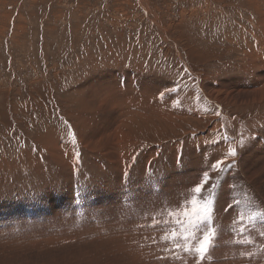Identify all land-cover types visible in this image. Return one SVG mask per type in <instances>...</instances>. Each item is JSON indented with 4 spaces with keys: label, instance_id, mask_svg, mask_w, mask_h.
<instances>
[{
    "label": "rangeland",
    "instance_id": "374dc122",
    "mask_svg": "<svg viewBox=\"0 0 264 264\" xmlns=\"http://www.w3.org/2000/svg\"><path fill=\"white\" fill-rule=\"evenodd\" d=\"M253 50L264 0H0V264H264ZM223 80L250 93L219 106Z\"/></svg>",
    "mask_w": 264,
    "mask_h": 264
},
{
    "label": "bare ground",
    "instance_id": "6f19581e",
    "mask_svg": "<svg viewBox=\"0 0 264 264\" xmlns=\"http://www.w3.org/2000/svg\"><path fill=\"white\" fill-rule=\"evenodd\" d=\"M254 51V50H253ZM255 58H257V61H255L256 59ZM258 59H264V51H258V50H256V51H254V52H250L249 54H248V63H246V64H244V69L246 70V71H248V75L250 76L251 74H252V71L253 70H255V68L256 67H258L259 66V61H258ZM260 63H262V61H260ZM253 64V65H252ZM252 65V66H251ZM259 68H261V72H259L258 74H256V75H254V73H253V78H251V80H250V82H248V89L252 92V93H250L249 91H248V89H247V85H243L240 81H238V80H223V82H220V83H218L216 86H213V87H208L207 86V90H208V93L210 94V96L211 97H215L217 94H218V90H222L223 89V91H225L224 92V94L223 95H221L219 98H218V100H217V104L219 105V106H223V105H225V104H227V103H238L239 101H241L242 100V98H239L242 94H246V93H250V94H252L253 95V97H258V100H260L261 99V97H262V93H260V91H264V65L262 64V66L261 67H259ZM252 69V70H251ZM254 72H256V71H254ZM140 73L142 74V72L140 71ZM248 76V77H249ZM162 78V77H161ZM130 79L131 80H133L134 79V77L132 76V75H130ZM155 81H157V82H160V81H163V78L162 79H158V78H155L154 79ZM165 80V79H164ZM128 84H130V86L132 87V90H133V95H134V98H135V100H143V99H146V98H148L149 97V94L147 93V91H146V86H144V85H142V86H140V87H137L136 86V84L135 83H133V82H131V81H129V82H127ZM206 86V85H205ZM220 93V92H219ZM221 93H222V91H221ZM251 95V96H252ZM216 96V97H217ZM250 96V97H251ZM183 98V94H178V95H176L172 100H171V102H174V103H176V105L178 106V101H180V100H182V98ZM215 97V98H216ZM249 97V95H248V99L250 98ZM109 108H111V106L109 107ZM109 108H107V109H109ZM149 109H151V106H149L148 107ZM200 108V107H199ZM221 108V107H220ZM177 114H181L182 113V111H183V113L186 115L187 113L184 111V110H182L181 108H179V109H177ZM187 112H189V111H187ZM192 114V113H191ZM198 114V113H197ZM183 115V114H182ZM184 115V116H185ZM188 115V114H187ZM198 116V115H197ZM172 117L173 116H168L167 118H165V119H168V118H170V119H172ZM178 117V116H177ZM180 117V116H179ZM175 118V117H174ZM188 118V117H187ZM174 121V120H173ZM161 122V121H160ZM165 124V123H164ZM221 124V123H220ZM235 125V124H234ZM262 125V124H261ZM214 126V125H213ZM219 127H220V125H218ZM257 126V125H256ZM215 127H217V125H215ZM258 128V127H257ZM209 131V130H208ZM248 131V130H247ZM122 132H123V134H125V135H127V133H125V129L123 128L122 129ZM254 132V131H253ZM244 134V133H243ZM253 134V133H252ZM241 135H242V133H241ZM247 135H248V132H247ZM254 135V134H253ZM240 136V135H239ZM245 136V135H244ZM246 137V136H245ZM250 137V136H249ZM192 138V137H191ZM242 138V137H241ZM247 138V137H246ZM197 139H200V138H197ZM204 139V138H203ZM203 139H201V140H203ZM190 140V139H189ZM194 140V139H193ZM229 140V139H228ZM237 140V139H236ZM218 141H220V140H218ZM244 141V140H243ZM184 142V141H183ZM196 142V141H195ZM223 142V141H222ZM248 142V141H247ZM246 142V143H247ZM192 143V142H191ZM218 143V142H217ZM227 143V142H226ZM231 143V142H230ZM219 145V144H218ZM222 145V144H221ZM228 145V144H227ZM230 145V144H229ZM232 145H233V143H232ZM243 145V144H242ZM245 146H246V144H245ZM245 146H243V148H245ZM179 147H181V146H179ZM184 147V146H183ZM227 147V146H226ZM233 147V146H232ZM236 147V146H235ZM175 149V148H174ZM176 149H178V148H176ZM184 149H185V147H184ZM239 149H240V147H239ZM235 151H237V150H235ZM180 152V151H179ZM241 152H242V150H241ZM176 153H177V151H176ZM111 155V154H110ZM172 155V154H171ZM238 155V154H237ZM87 156H89V155H87ZM102 156V155H101ZM108 156H109V154H108ZM176 156V155H175ZM103 157H105V156H103ZM102 157V158H103ZM111 157H112V155H111ZM240 159V158H239ZM107 162L109 163L110 162V159L109 160H107ZM139 162V161H138ZM137 163V162H136ZM138 164V163H137ZM63 165V164H62ZM95 166H96V164H95ZM180 166V165H179ZM61 167V166H60ZM5 170V169H4ZM14 172V171H13ZM9 173V172H8ZM17 174V173H16ZM254 177V176H253ZM46 178V177H45ZM150 188V187H149ZM128 189V188H127ZM258 204V203H257ZM259 206V205H258ZM263 206V205H262ZM262 208V207H261ZM264 208V207H263ZM262 208V209H263ZM260 209V208H259ZM179 212H181V211H179ZM258 229V228H257ZM262 230V229H261ZM260 235V234H259ZM230 237V236H229ZM235 245V244H234ZM241 245V244H240ZM242 247V246H241ZM244 248V247H243Z\"/></svg>",
    "mask_w": 264,
    "mask_h": 264
},
{
    "label": "snow or ice",
    "instance_id": "6c2138e0",
    "mask_svg": "<svg viewBox=\"0 0 264 264\" xmlns=\"http://www.w3.org/2000/svg\"><path fill=\"white\" fill-rule=\"evenodd\" d=\"M75 142V141H73ZM228 156L235 158L236 157V151L235 149L229 151ZM135 156H133V160H135ZM225 164L224 160H217L215 163L211 164V169L215 172L222 171V165ZM211 178L210 173L208 171L203 172V176L200 179L199 183L196 184L195 188L193 189L194 193L197 195H201L202 191L206 188V186L210 185ZM191 203L193 206L196 204V197L194 196ZM195 214V220H190L191 223L195 224L197 222L204 221L206 222L208 219H210V215L212 212L211 207V201H206L205 204L200 208L199 211H197L194 207L193 209ZM184 215L188 216L189 214L186 212ZM211 243V236L209 234H205L204 238L200 241L199 247L197 248V252L200 254L201 258H203L207 252L209 245Z\"/></svg>",
    "mask_w": 264,
    "mask_h": 264
}]
</instances>
